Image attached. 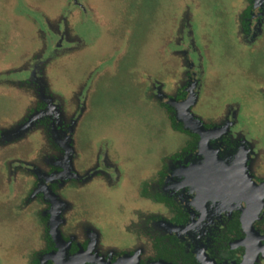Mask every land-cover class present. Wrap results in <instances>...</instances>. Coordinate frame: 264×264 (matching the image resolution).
Instances as JSON below:
<instances>
[{
	"label": "rangeland",
	"instance_id": "rangeland-1",
	"mask_svg": "<svg viewBox=\"0 0 264 264\" xmlns=\"http://www.w3.org/2000/svg\"><path fill=\"white\" fill-rule=\"evenodd\" d=\"M242 4L243 0H0V264H26L28 252L38 245L37 201L24 204L32 181L25 166L39 168L37 174L43 179L46 160L51 157L61 162L64 156L62 179L80 178L95 170L100 177L114 179L124 171L125 165L111 153L100 159L84 155L70 131L57 137L65 145L62 155H50L44 135L35 127L40 115L27 113L38 99L46 97L50 101L41 115L52 117L51 125L58 119L74 123L80 111L76 109L80 86L91 73L98 83L86 98L79 134L100 139L106 131L118 139L117 146L130 157L128 176L135 178L149 165L150 155L163 156L183 143L182 135L168 129L166 116L156 108L151 93L172 94L186 69L185 97L171 104L176 119L195 126L201 140L195 162L179 173L176 170L167 182L189 185L197 205L217 192L209 182L212 175L205 172L210 164L205 145L214 131L204 130L201 121L215 118L219 108L228 102L234 106L237 99L256 108L259 103L253 89L263 84L257 78L264 73V49L248 51L262 35L250 43L241 41L230 16ZM224 7L228 13H221ZM259 28L264 31V25ZM24 64H37L33 69L42 83L32 88L15 82L12 75ZM105 80L109 83L104 89ZM257 134L252 131L253 147L264 144ZM98 160L106 169L97 166ZM188 170L194 179L188 178ZM126 180L117 194L108 192L104 179L87 186L66 181L62 194L52 202L62 207L54 215L66 223L87 218L86 209L77 205L78 198L88 201L86 196L94 189L110 197L95 204L114 203L125 195ZM43 182L40 179L36 188L49 195ZM135 206L134 200L126 208L120 206L126 214L115 221L119 225L126 221ZM243 219L242 215L247 230ZM52 234L58 246L55 255L67 259L56 225Z\"/></svg>",
	"mask_w": 264,
	"mask_h": 264
},
{
	"label": "flooded vegetation",
	"instance_id": "flooded-vegetation-1",
	"mask_svg": "<svg viewBox=\"0 0 264 264\" xmlns=\"http://www.w3.org/2000/svg\"><path fill=\"white\" fill-rule=\"evenodd\" d=\"M224 12L228 13V8L224 7L221 13ZM230 16L235 25V34L241 41L243 38L250 43L254 37L262 35L259 42L248 51L264 49V31L259 28L264 25V0H243L242 6L234 13L230 12ZM32 65L24 64L17 74L12 75L20 86L33 88L42 83L33 69L37 64ZM188 74L186 69L181 71L183 79L176 84L172 94L162 95L158 91L151 93L156 108L166 116L168 129L182 135L183 143L163 156H159L158 152L150 155L147 161L149 165L137 172L135 178L128 176L126 164L130 157L126 156L122 146H117L118 139L106 131L102 132L104 138L100 139L98 137L101 136L87 138L79 134L78 123L87 108L86 98L92 88L93 91L96 88V81L98 83L92 73L86 76L80 86V99L77 97L80 101L76 105L80 111H77L74 123L58 119L55 126L51 125L52 117L41 115L49 98L42 97L29 108L28 114L37 112L40 115L35 118V127L44 135L50 155H62L65 145L58 138L60 133L70 131L74 132L75 142L84 155L93 154L100 159L101 155L111 153L118 157L125 168L114 179L106 175L100 177L98 170L87 172L80 178L69 176L62 179L60 175L64 156L60 157L61 162L51 157L46 160L43 179L37 174L39 168L25 166L24 169L31 173L32 181L24 204H28L31 199L38 204L35 210L38 245L28 252L26 264H264V144L256 147L252 144V131L258 133V141L264 142V122H259L261 118L264 121V73L262 78H257L263 84L259 88L253 87L254 99L259 106L251 109L243 105L244 101L233 100L234 106H229L228 102L219 108L220 112L216 113L215 118L206 117L201 121L204 130L214 131L208 136L205 145V156L210 161L205 172L212 175L209 182L218 190L207 195L205 202L200 205L192 201L189 185L185 183L179 186L177 182H167L176 170L179 173L181 168L188 169L195 162V152L201 140L200 134L184 129L176 119L175 108L171 104L185 97L187 83L184 77ZM7 76L12 77L10 74ZM103 83L105 89L109 80ZM84 92L87 96L83 95ZM97 166L106 169L99 160ZM187 174L190 180L194 179L191 171L188 170ZM128 177L129 181L126 180ZM40 179L45 181L44 187L49 195H45L43 189L36 188ZM95 179H104L108 192L113 194L122 189L121 185L126 180L128 192L125 191L122 198L118 196L119 199L114 203L105 201L106 204H95L110 197L93 189L86 196L88 201L80 197L77 202L78 206L86 209L87 218L73 223L59 220L56 215L62 207L52 202H56V197L62 194L63 186L67 182L87 186ZM132 200L136 206L131 209V216L119 225L115 218L126 214L125 208ZM120 206L125 207L123 211ZM242 215L248 225L247 230L244 229ZM62 216L63 212L60 218ZM55 225L59 240L66 245L67 259L62 260L55 255L58 251L52 234Z\"/></svg>",
	"mask_w": 264,
	"mask_h": 264
},
{
	"label": "water",
	"instance_id": "water-1",
	"mask_svg": "<svg viewBox=\"0 0 264 264\" xmlns=\"http://www.w3.org/2000/svg\"><path fill=\"white\" fill-rule=\"evenodd\" d=\"M181 122V121H180ZM181 123H183L182 125H183V127L185 128V129H188V130H190L191 132H194V133H198V134H200L199 133V130L194 126H189V125H187L186 123H184L183 121L181 122ZM199 128V127H198Z\"/></svg>",
	"mask_w": 264,
	"mask_h": 264
},
{
	"label": "trees",
	"instance_id": "trees-1",
	"mask_svg": "<svg viewBox=\"0 0 264 264\" xmlns=\"http://www.w3.org/2000/svg\"><path fill=\"white\" fill-rule=\"evenodd\" d=\"M177 127L180 128V125H177ZM184 129H185V128H184ZM185 130H187V129H185Z\"/></svg>",
	"mask_w": 264,
	"mask_h": 264
}]
</instances>
